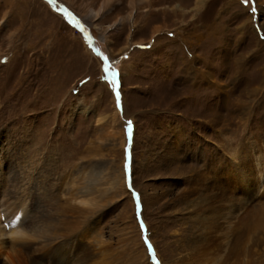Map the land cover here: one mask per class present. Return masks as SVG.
<instances>
[{"label":"rangeland","instance_id":"obj_1","mask_svg":"<svg viewBox=\"0 0 264 264\" xmlns=\"http://www.w3.org/2000/svg\"><path fill=\"white\" fill-rule=\"evenodd\" d=\"M105 1L0 0V175L42 202L45 264L59 243L78 264H219L189 248L214 210L237 214L220 264H264V0Z\"/></svg>","mask_w":264,"mask_h":264},{"label":"bare ground","instance_id":"obj_2","mask_svg":"<svg viewBox=\"0 0 264 264\" xmlns=\"http://www.w3.org/2000/svg\"><path fill=\"white\" fill-rule=\"evenodd\" d=\"M117 1L118 0H106L104 6L106 8L110 7V5L115 4ZM79 12H81L88 21H94L95 22V20L98 17V14H95L93 10H91V9L89 10L88 8H85V7L80 8ZM132 16H133V13L129 17H132ZM119 21L123 22L124 19L121 18ZM94 22H92V23H94ZM243 158L244 157H242V156L239 157L238 161H236L233 165L234 171H236V174L238 175L237 176L234 174V177L236 178V176H237L238 179H241V182H242V179H243V181L245 179L244 178V174H245L244 173V164H247L246 161L242 162ZM249 158H250V156H249ZM253 169H254V167H253ZM202 173L198 175L197 181L199 182V184L203 188L204 193L209 194L208 190L213 189L215 187V185L217 187L219 179H218V177H215V178L209 177L211 175V173L210 174L208 173L209 175L207 174L208 177H206ZM255 174H257V173H255V171H254L253 176H255ZM251 175H252L251 173L248 175L249 180L254 179V177H253V179H251L252 178ZM216 176H218V175H216ZM257 179H258V177H257ZM121 180L123 183V174L122 173L119 175L117 182H120ZM4 181H5V179L3 178L2 175H0V216H2L4 214L5 217H3V218H5V219L8 218V220H6L3 223V221L1 220V217H0V257L5 259V261H6L5 264H45L44 260H47L46 256H49L47 254L48 251L46 252V250H45V247L47 246L48 243L50 245H52L54 243V240H56V238H58V237L56 234H54V236H52L50 239H48L49 242L47 244H45L44 241L43 242L41 241L42 245H38V244H40L39 239L44 237V235H46L49 231V229L47 227H44V225L40 224V220H39V218L41 217V215L39 216V210L41 209L42 202L41 203H39V202L36 203L35 201L33 202L34 198L32 196L30 197V195H28V188L27 187L23 188V190H22L23 194L20 197L16 196V199H17L16 201L14 199H13V201L10 200L11 197H10L9 192L6 189V186L4 185L5 184ZM6 184H7V182H6ZM208 184L209 185L214 184V185L208 186ZM246 184H248L247 187H249V190L253 191V188H252L253 186L250 185V184H253V181H250V182L248 181V183H246ZM222 186H224V185H222ZM229 189H230V187H229ZM214 190H215V188H214ZM220 190H222V189H220ZM222 193H224V191ZM229 194H230V191H229ZM73 195L68 199V201L71 202V200H74L73 202H74V204H76L74 206L75 209L79 208L76 206H79V204H83V203L87 204V206L89 204L93 205L92 203L94 202V200L92 198L86 197V196H88V192L83 193L82 196L81 195L77 196L76 193H75V196H73ZM91 195H89V196H91ZM47 196L48 195L43 196L44 201L46 200ZM251 196H252V193H251ZM236 197H237V194H236ZM93 198L95 199V197H93ZM239 198H241V197L239 196ZM233 199H234V197H233ZM205 200L206 199L204 198L203 201H205ZM244 200L246 201L245 203L251 202V197L249 196V198H248L246 196ZM238 203H237V205H238ZM74 204L72 203V205H74ZM205 204L202 205L201 207L206 208ZM8 207H11V208H8ZM235 207H237V206H235ZM6 208H8V209L5 211ZM240 209H242L241 206H240L239 210ZM237 211H238V209H237ZM220 214H221V212L218 213V211L214 210L209 215L204 216V217H200L199 220L196 221L197 222L196 226H195V221H193V224L191 225L192 227L190 228V230L192 231L191 232L193 234L192 238L194 240H189V242H190L189 248H191L194 252H200L201 251L202 253H204L205 250H206L205 252H209L210 249L211 250L214 249L213 253L218 252L217 263H219V264H220L223 256L227 260V259L231 258L233 255H235V252L238 249L237 243H238V238H239V236H238L239 234L234 233L233 229L231 228L232 226H223V223H224L223 221H225V223L228 224L231 222V220L234 217L237 216L236 211H230V212H228V211L224 212L223 211L222 215H220ZM50 231L52 232V234L54 233L52 231V229H50ZM232 231H233V233H232ZM34 236L35 237L40 236V237L38 240L32 239ZM76 241H78V240H76ZM43 244H44V246H43ZM71 245H74V244L72 243ZM37 246H39V248H42L40 250L41 252L39 251V248L38 249L36 248ZM73 248H76V247H73ZM195 248H197V250H195ZM31 249H35L36 251L38 250L37 252H39L40 255L32 256L31 255L32 252L30 251ZM207 249H209V250L207 251ZM49 251H51V250H49ZM71 251L72 250L67 245H63V244L59 243L57 246V250L55 249V251L53 252L54 255H52L50 253V256H53V257H50V259H54V261H51L48 264H78L74 260V257L72 256ZM210 252L208 254H210ZM205 254H207V253H205Z\"/></svg>","mask_w":264,"mask_h":264},{"label":"snow or ice","instance_id":"obj_3","mask_svg":"<svg viewBox=\"0 0 264 264\" xmlns=\"http://www.w3.org/2000/svg\"><path fill=\"white\" fill-rule=\"evenodd\" d=\"M113 76H115V73L112 74ZM117 96H119V93H117ZM131 123V122H129ZM149 247L151 248V245H149Z\"/></svg>","mask_w":264,"mask_h":264}]
</instances>
